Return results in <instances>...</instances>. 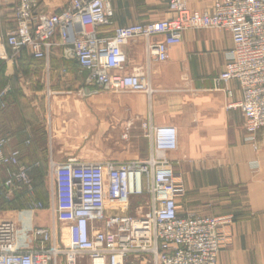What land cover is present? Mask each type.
<instances>
[{
    "label": "built area",
    "instance_id": "obj_1",
    "mask_svg": "<svg viewBox=\"0 0 264 264\" xmlns=\"http://www.w3.org/2000/svg\"><path fill=\"white\" fill-rule=\"evenodd\" d=\"M160 1L165 18L114 26L108 33L101 27L112 25L110 0H69L55 12L40 10L39 0H17L13 28L0 33V61L11 65L28 49L47 64L59 46L87 72L90 93L150 96L148 70L138 66L126 72L123 45L142 37L148 55L164 62L184 31L224 29L232 46L215 82L228 95V82L238 83L241 99L229 106L241 109L244 141L256 150L257 132L264 130V0H212L204 10L190 9L187 0ZM8 91V86L0 90V110ZM142 127L153 147L145 160H50V226L35 223L36 213L46 207L33 198L30 168L19 162V149L8 148L10 137L0 135V195L24 191L29 198L10 218L0 219V264H78L82 258L88 264H217L220 233L233 215L181 212L184 188L166 155L177 147V130L147 122ZM132 199H145L133 214L128 212Z\"/></svg>",
    "mask_w": 264,
    "mask_h": 264
},
{
    "label": "crops",
    "instance_id": "obj_2",
    "mask_svg": "<svg viewBox=\"0 0 264 264\" xmlns=\"http://www.w3.org/2000/svg\"><path fill=\"white\" fill-rule=\"evenodd\" d=\"M68 1L39 0V8L60 11ZM211 2L187 0L192 10L207 9ZM16 3L0 0V33L13 28ZM110 5L112 25L101 27L108 33L114 26L167 16L160 0H110ZM231 46V35L224 29H190L170 49L168 59L157 62L146 52L142 37L130 39L123 45L125 71L147 69L153 88L150 96L129 91L90 93L87 72L64 57L61 47L52 48L47 64L23 49L13 64L0 62V90L9 88L6 106L0 110V135L10 137L8 148L19 149V162L30 168L34 178L36 166L49 165L51 159L145 160L153 147L142 123L174 126L177 147L166 155L184 188L179 210L202 216L234 215L220 233L217 264H264V130L257 132L255 150L244 141L241 109L229 106L241 99L238 83L228 82V95L215 82ZM43 110L45 121L37 116ZM72 133L91 134L92 149L99 157L84 156L77 147L58 146L65 134ZM45 150H51L47 156ZM47 202L48 207L36 213L37 225L53 223L49 194ZM59 227L55 223L56 231Z\"/></svg>",
    "mask_w": 264,
    "mask_h": 264
},
{
    "label": "rangeland",
    "instance_id": "obj_3",
    "mask_svg": "<svg viewBox=\"0 0 264 264\" xmlns=\"http://www.w3.org/2000/svg\"><path fill=\"white\" fill-rule=\"evenodd\" d=\"M165 6H163L162 9H164ZM163 17V16H162ZM162 17H160L162 19ZM159 17L156 19H160ZM82 72V70H80ZM82 74V73H81ZM84 75V74H82ZM29 100V99H28ZM38 112V118L42 117V120L45 121V111L43 110V114L40 115L41 112ZM71 124V123H69ZM45 125H41V127H43ZM74 127V124L71 126ZM73 129V128H72ZM67 131V129H65ZM63 130V131H65ZM74 130V129H73ZM72 130V131H73ZM75 138H77L78 140L75 141ZM96 138V137H95ZM82 139V140H81ZM54 142H52V146L53 149H55V146L53 144ZM94 142L91 139V134L89 133H84V134H65V139L63 140V142L58 143V146H62V147H77V150L80 151L82 155L87 156V157H99V154L94 151L92 149ZM50 146V144H49ZM50 149V147L47 148V150ZM51 151V150H50ZM50 151H47V153L49 154ZM46 150H45V154L43 153L44 156H47ZM36 170V176L33 178L32 177V186H33V190H34V195L33 198L35 200L41 201L45 207H48V202H47V196L50 192V180H49V170H48V165H39L36 166L35 168ZM2 178V176L0 177V179ZM49 187V188H48ZM24 191H20V192H15L14 196H10L8 198L3 197L0 200V219H4V218H10L13 215V210L15 209H19L22 207H25L28 202H29V198L28 196L23 193ZM145 199H140L139 201H136V199H132L130 205H129V209L128 212L130 213H134V209L136 207V205L139 202H143ZM219 215V214H217ZM58 226L59 223H57ZM60 228V227H59ZM65 242V241H64ZM78 264H88L87 259L82 258L80 259Z\"/></svg>",
    "mask_w": 264,
    "mask_h": 264
},
{
    "label": "trees",
    "instance_id": "obj_4",
    "mask_svg": "<svg viewBox=\"0 0 264 264\" xmlns=\"http://www.w3.org/2000/svg\"><path fill=\"white\" fill-rule=\"evenodd\" d=\"M24 50H25V49H24ZM22 51H23V50H22ZM31 57H32V56H31ZM15 60L17 61V58H16ZM0 62H1V61H0ZM1 63H2V62H1ZM16 78H17V77H16L15 75H14V77H12L13 80H15ZM14 84H15V83H13V85H14ZM13 85H12V86H13ZM13 89L16 90V93H18V87H17V86L14 85V86H13ZM3 197H4L3 195H0V200H1ZM3 199H4V198H3ZM233 217H235V216L233 215Z\"/></svg>",
    "mask_w": 264,
    "mask_h": 264
},
{
    "label": "water",
    "instance_id": "obj_5",
    "mask_svg": "<svg viewBox=\"0 0 264 264\" xmlns=\"http://www.w3.org/2000/svg\"><path fill=\"white\" fill-rule=\"evenodd\" d=\"M88 89H86V91H87Z\"/></svg>",
    "mask_w": 264,
    "mask_h": 264
}]
</instances>
